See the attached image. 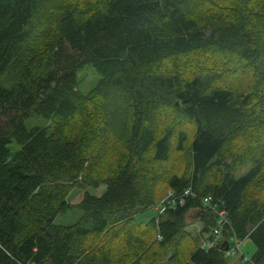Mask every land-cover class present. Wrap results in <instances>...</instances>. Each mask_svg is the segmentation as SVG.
Returning <instances> with one entry per match:
<instances>
[{
    "label": "trees",
    "instance_id": "1",
    "mask_svg": "<svg viewBox=\"0 0 264 264\" xmlns=\"http://www.w3.org/2000/svg\"><path fill=\"white\" fill-rule=\"evenodd\" d=\"M190 210L204 238L225 210L217 244ZM246 238L264 264V0H0V264H227Z\"/></svg>",
    "mask_w": 264,
    "mask_h": 264
},
{
    "label": "rangeland",
    "instance_id": "2",
    "mask_svg": "<svg viewBox=\"0 0 264 264\" xmlns=\"http://www.w3.org/2000/svg\"><path fill=\"white\" fill-rule=\"evenodd\" d=\"M214 60L216 61V58L211 57V58L206 59L205 63L204 62L203 63L207 64V66L208 65H210V66L216 65V63L212 64V62H214ZM99 79H100V75L97 73V71L92 66L88 65V66L84 67L79 73V89H80V91L83 94L89 93L96 86ZM226 82L229 84L233 83V84L239 86L240 88H244V87L249 85L250 78H249L248 74L238 73V74H235L233 76H227ZM25 123H26V126L28 128H32L35 126L46 127L49 132H51L53 130V126H54V120L53 119L40 118V117H36V116L28 117L25 120ZM185 129L186 130L188 129L189 131L192 132L190 127H185ZM12 147L15 150L18 149V145L16 143H13ZM257 153L260 156L259 150L257 151ZM252 166H253V162L249 161L247 164H245V166H243L241 168V170H240L241 173L247 172ZM105 190H106L105 183L99 185V187H87L86 189L76 188L69 195V200L71 203H74V204L79 203L83 199L85 191H89L90 193H92L94 195L100 196L105 192ZM169 194L170 193L168 192V195H166L165 198L167 196H169ZM162 199L159 201V204L157 206V209H159V210H160V204H161ZM82 214H83V212L80 208L74 207V208H72L66 212L58 214L55 218V223L58 225H72L80 219ZM187 221H188V226H187L188 231H190L192 237H194V238L200 237L201 246H202V244L207 240V238H204L200 234L202 232L203 226H201L202 223H200L198 212L196 210H190L187 213ZM220 238L214 239V243L217 244L219 242ZM255 250H256L255 244L252 242V240L250 238H246L241 242L240 251H238L235 254H228V252H227V255H226L227 264H243V262H244L243 256H245L247 259L251 258L252 255L254 254ZM167 260H168L167 257L164 258L162 261H160L161 262L160 264H168Z\"/></svg>",
    "mask_w": 264,
    "mask_h": 264
},
{
    "label": "built area",
    "instance_id": "3",
    "mask_svg": "<svg viewBox=\"0 0 264 264\" xmlns=\"http://www.w3.org/2000/svg\"><path fill=\"white\" fill-rule=\"evenodd\" d=\"M185 194H189V190H187L185 192ZM184 200V197H173L172 196V192H170L169 196H167L166 198H164L162 201H161V206L165 207V206H169L170 204H175L176 202H183ZM210 201V198H206L204 200V204H208ZM227 222V214L225 212V210H220L219 211V220H218V225L217 227L213 230V234L209 235L210 236H213L212 239H208L202 244V247H206V248H210L212 246L215 245L214 243V239H218L222 233V230L224 228V224ZM234 244L233 245H229V249H228V254H235L237 253L238 251H240V247H241V242L242 240H237V239H234Z\"/></svg>",
    "mask_w": 264,
    "mask_h": 264
},
{
    "label": "water",
    "instance_id": "4",
    "mask_svg": "<svg viewBox=\"0 0 264 264\" xmlns=\"http://www.w3.org/2000/svg\"><path fill=\"white\" fill-rule=\"evenodd\" d=\"M203 212H204V211H203ZM229 245H230V243H229L227 240H225V241H223V242L221 243L220 247H221V249H223L224 251H228V249H229Z\"/></svg>",
    "mask_w": 264,
    "mask_h": 264
},
{
    "label": "crops",
    "instance_id": "5",
    "mask_svg": "<svg viewBox=\"0 0 264 264\" xmlns=\"http://www.w3.org/2000/svg\"><path fill=\"white\" fill-rule=\"evenodd\" d=\"M201 223V222H200ZM202 226V225H201Z\"/></svg>",
    "mask_w": 264,
    "mask_h": 264
}]
</instances>
